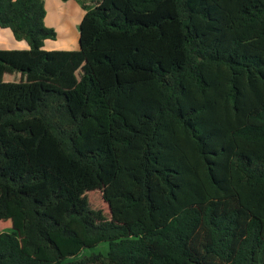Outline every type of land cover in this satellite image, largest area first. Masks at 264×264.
I'll use <instances>...</instances> for the list:
<instances>
[{
    "label": "trees",
    "instance_id": "trees-1",
    "mask_svg": "<svg viewBox=\"0 0 264 264\" xmlns=\"http://www.w3.org/2000/svg\"><path fill=\"white\" fill-rule=\"evenodd\" d=\"M75 1L0 0V264H264V0Z\"/></svg>",
    "mask_w": 264,
    "mask_h": 264
},
{
    "label": "rangeland",
    "instance_id": "rangeland-1",
    "mask_svg": "<svg viewBox=\"0 0 264 264\" xmlns=\"http://www.w3.org/2000/svg\"><path fill=\"white\" fill-rule=\"evenodd\" d=\"M70 3L72 2H64L62 0H45V24L53 27L57 32V36L55 40H45L44 49L76 50L78 48V36L76 37L74 25L79 12L81 11V7L79 4L77 6H72L73 4L70 5ZM70 43L71 45H69V47H63ZM27 47L28 45L25 40L14 39L10 29L0 28V49H24ZM107 248V243H101L94 248L84 249L78 257L98 252L105 253Z\"/></svg>",
    "mask_w": 264,
    "mask_h": 264
},
{
    "label": "crops",
    "instance_id": "crops-1",
    "mask_svg": "<svg viewBox=\"0 0 264 264\" xmlns=\"http://www.w3.org/2000/svg\"><path fill=\"white\" fill-rule=\"evenodd\" d=\"M67 1H70V2H72V3H70V5H72V6H77L78 5V3L75 1V0H67ZM64 2H66V1H64ZM65 4H69V3H65ZM44 5H45V0H44ZM83 14H84V12H83V10L81 9V11L79 12V15H78V17H77V19H76V22H75V25H74V30H75V33H76V37L78 36V30H77V26H76V24L78 25V23L80 22V20L82 19V16H83ZM46 16V15H45ZM75 37V38H76ZM77 41H78V38H77ZM69 45H71V43L70 44H67L66 46H63V47H69ZM62 47V46H61Z\"/></svg>",
    "mask_w": 264,
    "mask_h": 264
}]
</instances>
